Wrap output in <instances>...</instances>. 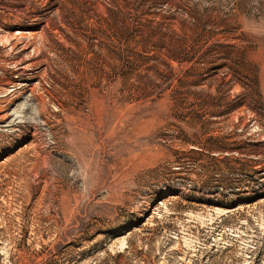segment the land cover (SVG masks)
<instances>
[{
  "label": "rangeland",
  "instance_id": "374dc122",
  "mask_svg": "<svg viewBox=\"0 0 264 264\" xmlns=\"http://www.w3.org/2000/svg\"><path fill=\"white\" fill-rule=\"evenodd\" d=\"M0 264H264V0H0Z\"/></svg>",
  "mask_w": 264,
  "mask_h": 264
}]
</instances>
